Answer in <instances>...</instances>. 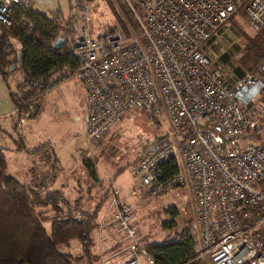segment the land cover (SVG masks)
Masks as SVG:
<instances>
[{"label":"built area","instance_id":"1","mask_svg":"<svg viewBox=\"0 0 264 264\" xmlns=\"http://www.w3.org/2000/svg\"><path fill=\"white\" fill-rule=\"evenodd\" d=\"M121 1L129 13L120 12L123 24L96 35L90 1L76 6L81 19L69 51L74 74L87 87L86 136L100 141L132 108L165 121L163 135L145 145L133 167L144 193L190 191L199 264H264V144L223 153L218 136L208 132L234 139L262 124L263 73L246 70L228 79L204 52L241 8L251 28L264 29V0ZM25 7L41 11L31 0H0V24L29 22L19 15ZM46 82L37 76L21 86L19 101L32 103ZM123 191L109 193L96 219L97 264H156Z\"/></svg>","mask_w":264,"mask_h":264},{"label":"rangeland","instance_id":"2","mask_svg":"<svg viewBox=\"0 0 264 264\" xmlns=\"http://www.w3.org/2000/svg\"><path fill=\"white\" fill-rule=\"evenodd\" d=\"M31 2L45 12L60 8L66 17L71 18L73 26L81 19V14L76 11L79 0H31ZM90 4L93 15L91 25L95 35L118 24L115 11L119 14L123 11L127 16L129 14L125 6H122L121 0H90ZM245 13L244 9L237 11L233 17L237 23L229 20L228 24L217 32L216 37L206 42L204 47V52L211 58V65L232 80L246 70H262V68L251 70L247 67L250 61L246 55L242 31L253 36L257 30L251 28ZM263 64L264 58L257 67ZM64 72L69 73L67 69ZM61 74V71H54L52 80ZM11 79V83L14 84L15 76H11ZM46 86L47 82L45 88ZM83 93L85 87L81 79L78 75H72L43 96L40 116H29L19 124L27 147H33L39 137L50 139L60 159V163H55L52 158L45 159L49 155L41 154L43 158L38 160L39 165L33 163L37 167L35 173L39 172V182H34L32 172L29 170L31 156L29 152L18 160L25 162L24 168H19L16 163L11 164L12 172L29 186L49 182L48 186L53 187L52 190L62 192L64 200H67L60 201L59 210L53 208V205L37 207L43 217V226L48 232L51 231L52 217L59 212L66 213L69 209L92 212L96 205L101 203L104 193H110L120 186L136 211L138 222L141 223L139 235L142 242L161 241L167 236H176L181 230L190 228L199 235L198 221L192 207V195L187 188L180 187L157 197L148 196L144 190H139L135 195L129 193L132 189H139V178L133 173L138 157L143 153L146 144L163 135L167 128L166 122L154 119L144 110L132 108L105 132L100 141H92L86 136L88 112L82 98ZM34 108L38 107L33 104L32 109ZM6 126L13 131L10 125ZM261 126L262 129L253 137L254 143L264 141V125ZM0 134L3 135L0 143L5 142L3 144L11 146L15 144V137L9 132L1 130ZM4 153L7 161L11 163L14 153L8 150H4ZM110 183L113 185L106 190ZM106 204L108 202H103L97 217L105 213ZM166 223H171L172 226H166ZM92 237L95 240L94 232ZM94 243L92 249L95 252ZM58 248L71 254L75 264H88L83 258L85 251L78 238L62 242L58 244Z\"/></svg>","mask_w":264,"mask_h":264},{"label":"trees","instance_id":"3","mask_svg":"<svg viewBox=\"0 0 264 264\" xmlns=\"http://www.w3.org/2000/svg\"><path fill=\"white\" fill-rule=\"evenodd\" d=\"M236 13L228 18L234 23L236 21L233 17ZM115 14L116 23L123 24L119 12L115 11ZM19 15L28 17L29 22L15 23L11 26L0 24V77L6 82L10 98L15 105L17 117L13 118L17 121L13 123L12 128L16 133V148L23 149L25 141L17 127L19 121L28 118L26 113L33 104L39 106L38 101L48 86L61 81V78H58L49 83L52 72L68 64H75L76 69L77 63L69 51L72 36L76 32L75 26L72 25L71 18L65 16L63 10L57 8L50 12H42L32 7H25L20 10ZM118 24L104 32L115 29ZM63 33L66 43L61 48L53 47L56 38ZM242 33L245 37L246 55L250 61L247 67L251 70L258 68L263 70V66H257L264 58V29L258 30L253 36H249L245 31ZM216 34H213L207 42L215 38ZM16 73H20L21 77L16 88L19 89L37 76H46L48 78L46 90H43L33 100L34 102L23 104L19 101L18 92L9 85V77ZM262 122L257 129L234 139L224 137L216 129H209L208 132L218 136L220 151L226 153L243 149L254 143L253 137L262 129L261 125H264V116ZM255 144L263 145L264 141ZM3 147L0 145V264H75L71 254L58 248V244L73 238H78L82 242L85 251L83 258L86 262L97 264V253L92 249L94 243L92 233L96 227L95 218L103 202L108 201L109 193L103 194L100 201L102 204L99 202L100 204L96 205L92 212L69 209L66 213H57L51 219L52 227L48 232L42 224L43 217L37 207L53 205V208L59 210L60 201L67 202V200H64L62 192L47 190L49 182L29 186L8 172ZM28 150L31 152L35 149ZM137 190L144 188L139 185ZM166 226L171 227L172 224L166 223ZM198 238V233L190 228L181 230L176 236H167L161 241L145 242V245L156 260V264H199V259L194 257L199 246Z\"/></svg>","mask_w":264,"mask_h":264},{"label":"crops","instance_id":"4","mask_svg":"<svg viewBox=\"0 0 264 264\" xmlns=\"http://www.w3.org/2000/svg\"><path fill=\"white\" fill-rule=\"evenodd\" d=\"M72 38H73V36H72ZM73 40H74V38H73ZM73 40H72V42H73ZM72 42H71V44H72ZM71 44H70V47H71ZM70 47H69V49H70ZM66 69L69 71V73H66V72L63 73V71L66 70ZM74 69H75V64L74 65L73 64L63 65L60 69H58V71H61L62 74L60 76H58L56 79L61 78V81L60 82L65 81V79H68L72 75H75L74 74ZM260 72L263 73V79H264V68ZM17 74L19 75L18 77H17ZM51 75L52 76H50L51 78L49 79V83H51V82L54 81V80H52V78L54 77L53 76V72H52ZM12 76H15V78H16L15 79V83L14 84L11 83V80L12 79H11V76H10L9 77L10 78V80H9L10 81L9 82L10 84L9 85L11 86V88L14 91L19 92L18 88H16V84L21 80L20 73H16V74H14ZM5 83L6 82L4 81V79L0 77V128H1L0 129V132H1V130H4V131L9 132L12 137H15L13 135V134H15V132L11 131L10 128H7V126H6L8 124L12 128L13 123L15 121H17V120H14L13 117H17V116H16V111H15V105H14V103L12 102V100L10 98V91L8 90V87L6 86ZM59 83H57V84H59ZM57 84H54L53 86L52 85L48 86L46 88L47 90L45 89L46 91H45L44 95L47 93L48 90L52 89ZM84 87H85V85H84ZM86 93H87V87H85V93H83V95H82L83 100H85V98H86ZM44 95H42V97H40V99L38 101L39 102V106H38L37 109H35V112L33 113V115L31 117L40 116V113L42 112V107H43L42 98H43ZM85 103H86V106H87V101L86 100H85ZM6 113H9L8 116H5ZM29 116H28V118H29ZM22 120H24V119H22ZM22 120L19 121L17 127H19V124H20V122ZM19 129H20V127H19ZM12 130H13V128H12ZM1 135L2 134H0V137H1L0 139H2V136H3V135L2 136ZM23 138H25V137H23ZM14 140H15V138H14ZM24 141H25L24 142L25 145H24V148L23 149H17L16 148V146H17L16 140H15V144L13 146H11V145H9L7 143L6 144H3L5 142L0 143V145H3L4 146L3 148H4L5 151L8 150V151L14 153V155H12L13 158L11 159L12 160L11 163H9V161H7V159H6L7 165H8V169H9L8 172H10L12 175H14L15 177H17L15 175V173L12 172V169H11V166L12 165L11 164L16 163L19 168H24V163L25 162L24 161L23 162L22 161H18V160H19V158L23 157V155H25L26 152H29L31 154L30 159H29L30 160V162H29V170H31V172H32L31 175L34 178V182H39L40 181V179H38L39 172L37 171L35 173V170L37 168L36 166H38L39 163H40L38 160H41V158H43L41 156V154L42 155H44V154L49 155V157L48 156H45V157H48V158H45V159H51L52 158V159H54V162L55 163H58V162L60 163V159L58 157L57 152L55 151V148L53 146L54 144H53L52 140L45 139L44 137L43 138L42 137H39L37 143L33 147H31V148L30 147H27L26 140H24ZM43 145H44V147H42ZM28 149H30V150L31 149H36V150L30 152ZM45 151L46 152L49 151V152L46 153ZM36 153H37V155L35 156ZM38 155L41 156V157H39ZM34 162H36V166H34V164H33ZM18 178H20V177H18ZM110 184L107 185L106 190H109V188H111V186L113 185L112 183H110ZM46 189L47 190L48 189L49 190H52L54 188L53 187L51 188L50 185H49Z\"/></svg>","mask_w":264,"mask_h":264},{"label":"water","instance_id":"5","mask_svg":"<svg viewBox=\"0 0 264 264\" xmlns=\"http://www.w3.org/2000/svg\"><path fill=\"white\" fill-rule=\"evenodd\" d=\"M66 43L65 34L56 38L55 42L52 44L55 48H61ZM29 116V114H28ZM31 117V115H30Z\"/></svg>","mask_w":264,"mask_h":264}]
</instances>
